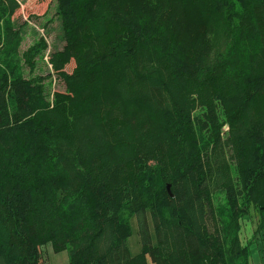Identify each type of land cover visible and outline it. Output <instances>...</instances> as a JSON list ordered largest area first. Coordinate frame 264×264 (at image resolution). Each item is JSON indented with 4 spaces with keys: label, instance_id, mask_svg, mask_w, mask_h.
Segmentation results:
<instances>
[{
    "label": "trees",
    "instance_id": "obj_1",
    "mask_svg": "<svg viewBox=\"0 0 264 264\" xmlns=\"http://www.w3.org/2000/svg\"><path fill=\"white\" fill-rule=\"evenodd\" d=\"M18 8L0 0V264H40L48 242L67 264H249L264 0H55L45 75L46 25L20 52Z\"/></svg>",
    "mask_w": 264,
    "mask_h": 264
},
{
    "label": "rangeland",
    "instance_id": "obj_2",
    "mask_svg": "<svg viewBox=\"0 0 264 264\" xmlns=\"http://www.w3.org/2000/svg\"><path fill=\"white\" fill-rule=\"evenodd\" d=\"M19 8L13 14V20L17 26L26 22L25 25L22 26V41L20 44V52L26 50L37 38L36 32L40 35L43 34V25H46V30L48 34L46 35V40L49 45L47 50L45 51L43 61L38 60L36 65L35 73H40L41 75H45L50 71V67H48V53L50 47H61L63 42L61 40V31L59 29L58 19L55 16V0H18ZM51 20L50 22H48ZM73 62L71 61L66 67V71L70 72L73 67ZM51 90L61 89L59 82H55L51 84ZM250 215V214H249ZM247 216L242 220V228L241 235L244 237L248 228L256 227V219L249 218ZM149 219V227L152 229L151 221ZM129 223L131 226V235L127 239L128 250L131 255H135L140 252L141 242L138 231V222L137 217L134 215L129 218ZM152 231V230H151ZM263 240L258 241V245L260 249L264 250V236H262ZM153 236V243H154ZM252 245V244H251ZM255 245V244H254ZM41 261L40 264H67L68 263V253L66 250L63 251H54L52 244L50 242L44 244L41 248ZM259 258L261 261V257L263 259L264 264V255L261 256V251L258 252ZM147 264H153L149 255L146 256ZM251 263L259 264L258 258L254 255L253 251L251 254Z\"/></svg>",
    "mask_w": 264,
    "mask_h": 264
},
{
    "label": "crops",
    "instance_id": "obj_3",
    "mask_svg": "<svg viewBox=\"0 0 264 264\" xmlns=\"http://www.w3.org/2000/svg\"><path fill=\"white\" fill-rule=\"evenodd\" d=\"M252 231H253V227H250V228H248V232H247V234L244 237H242V235H241V241H242L243 244H245V243H247V241H249V239L252 236ZM259 250L261 251V254H262L261 256H263L264 255V250L263 249H260L259 248V245L252 244L250 246L249 264H252L251 263V254H252V251H253L254 255L258 258L259 264H263L262 257H261V261H260V258H259V254H258Z\"/></svg>",
    "mask_w": 264,
    "mask_h": 264
},
{
    "label": "water",
    "instance_id": "obj_4",
    "mask_svg": "<svg viewBox=\"0 0 264 264\" xmlns=\"http://www.w3.org/2000/svg\"><path fill=\"white\" fill-rule=\"evenodd\" d=\"M167 191H168L169 195L171 196L172 194L170 192L169 185H167Z\"/></svg>",
    "mask_w": 264,
    "mask_h": 264
}]
</instances>
